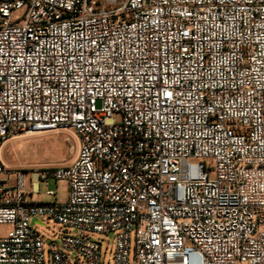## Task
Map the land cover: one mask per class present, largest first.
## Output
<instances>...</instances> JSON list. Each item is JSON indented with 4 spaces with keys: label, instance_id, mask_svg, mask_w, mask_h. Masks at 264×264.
<instances>
[{
    "label": "built area",
    "instance_id": "2783aa9c",
    "mask_svg": "<svg viewBox=\"0 0 264 264\" xmlns=\"http://www.w3.org/2000/svg\"><path fill=\"white\" fill-rule=\"evenodd\" d=\"M61 130L69 165L4 163ZM0 225V264H264V0H0Z\"/></svg>",
    "mask_w": 264,
    "mask_h": 264
},
{
    "label": "rangeland",
    "instance_id": "374dc122",
    "mask_svg": "<svg viewBox=\"0 0 264 264\" xmlns=\"http://www.w3.org/2000/svg\"><path fill=\"white\" fill-rule=\"evenodd\" d=\"M124 0H119L123 2ZM77 152V140L72 130H61L43 132L37 134H18L12 137L3 148V161L8 168L22 169L27 171L28 179L31 174L37 175L38 170L45 168L63 167L69 165L75 158ZM32 171V172H31ZM31 186V183H29ZM65 182L49 181V187L44 183L40 184L39 200L42 202H52L53 198L47 197V190L57 191L59 201H64L67 193ZM42 221L43 226H37V222ZM32 226L36 227L45 241H58L63 233L69 231L76 234L74 230H66L47 218L34 219ZM12 227L0 225V237L6 236ZM93 239L101 240L99 234H93ZM115 243L114 237L105 239L103 252L107 257L112 256Z\"/></svg>",
    "mask_w": 264,
    "mask_h": 264
},
{
    "label": "crops",
    "instance_id": "0c3cea01",
    "mask_svg": "<svg viewBox=\"0 0 264 264\" xmlns=\"http://www.w3.org/2000/svg\"><path fill=\"white\" fill-rule=\"evenodd\" d=\"M29 187H31V188H32V185H31V186L29 185ZM39 196H40V195H38V196H37V199H38V200H39ZM37 223H39V221H38Z\"/></svg>",
    "mask_w": 264,
    "mask_h": 264
}]
</instances>
